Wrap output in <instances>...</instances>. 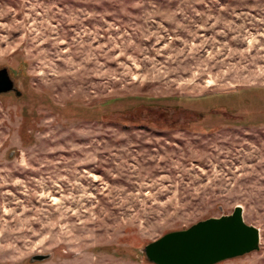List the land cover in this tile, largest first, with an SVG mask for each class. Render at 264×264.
Instances as JSON below:
<instances>
[{
    "label": "rangeland",
    "instance_id": "374dc122",
    "mask_svg": "<svg viewBox=\"0 0 264 264\" xmlns=\"http://www.w3.org/2000/svg\"><path fill=\"white\" fill-rule=\"evenodd\" d=\"M3 68L0 264H150L236 206L218 264H264V0H0Z\"/></svg>",
    "mask_w": 264,
    "mask_h": 264
},
{
    "label": "water",
    "instance_id": "95a60500",
    "mask_svg": "<svg viewBox=\"0 0 264 264\" xmlns=\"http://www.w3.org/2000/svg\"><path fill=\"white\" fill-rule=\"evenodd\" d=\"M20 93L6 69L0 70V94ZM259 230L243 221L242 208L230 215L198 221L186 229L169 232L144 246L142 253L150 264H218L257 252ZM48 256L36 255L32 262Z\"/></svg>",
    "mask_w": 264,
    "mask_h": 264
},
{
    "label": "trees",
    "instance_id": "16d2710c",
    "mask_svg": "<svg viewBox=\"0 0 264 264\" xmlns=\"http://www.w3.org/2000/svg\"><path fill=\"white\" fill-rule=\"evenodd\" d=\"M148 263V262H147Z\"/></svg>",
    "mask_w": 264,
    "mask_h": 264
}]
</instances>
